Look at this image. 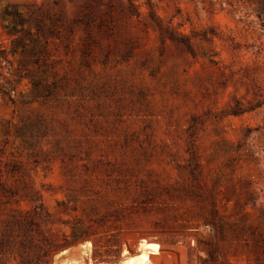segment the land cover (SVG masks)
<instances>
[{"label": "rangeland", "instance_id": "obj_1", "mask_svg": "<svg viewBox=\"0 0 264 264\" xmlns=\"http://www.w3.org/2000/svg\"><path fill=\"white\" fill-rule=\"evenodd\" d=\"M263 8L0 0V264H264Z\"/></svg>", "mask_w": 264, "mask_h": 264}, {"label": "bare ground", "instance_id": "obj_2", "mask_svg": "<svg viewBox=\"0 0 264 264\" xmlns=\"http://www.w3.org/2000/svg\"><path fill=\"white\" fill-rule=\"evenodd\" d=\"M86 249L84 252L90 260V253L92 252V245L90 242L83 245ZM162 255V244L157 241L149 239H141L135 248L134 252L125 250L122 258L119 262L113 264H158ZM81 261L75 260L72 263L78 264ZM84 264H91L86 262V258L83 259ZM82 262V263H83ZM97 264H112V263H97Z\"/></svg>", "mask_w": 264, "mask_h": 264}, {"label": "trees", "instance_id": "obj_3", "mask_svg": "<svg viewBox=\"0 0 264 264\" xmlns=\"http://www.w3.org/2000/svg\"><path fill=\"white\" fill-rule=\"evenodd\" d=\"M263 13H264V8H263ZM262 25L264 26V16L262 18ZM7 191V187L4 185V182L2 181V174L0 172V193L1 191ZM0 199H2L1 194H0ZM13 225L8 224L4 229H3V234L2 238L0 239V251H6L9 253L12 252H18L20 255L22 252L28 247V244L26 243L25 239H20L19 241L12 239L13 237V232H14V225L17 226L18 230H20V234L18 236H26V234L31 230V227L34 225L33 220L31 218H28V216H25L23 218H18L15 217L13 219Z\"/></svg>", "mask_w": 264, "mask_h": 264}]
</instances>
